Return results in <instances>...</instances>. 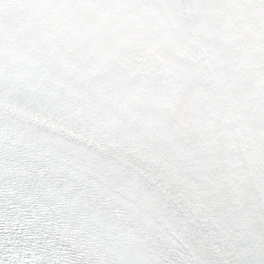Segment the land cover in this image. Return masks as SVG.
Segmentation results:
<instances>
[{"label":"snow or ice","instance_id":"6c2138e0","mask_svg":"<svg viewBox=\"0 0 264 264\" xmlns=\"http://www.w3.org/2000/svg\"><path fill=\"white\" fill-rule=\"evenodd\" d=\"M0 264H264V0H0Z\"/></svg>","mask_w":264,"mask_h":264}]
</instances>
